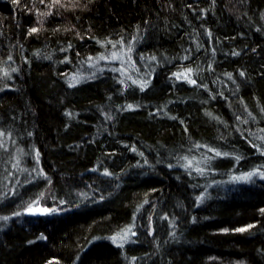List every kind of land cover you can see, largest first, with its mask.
Listing matches in <instances>:
<instances>
[{"label": "trees", "instance_id": "obj_1", "mask_svg": "<svg viewBox=\"0 0 264 264\" xmlns=\"http://www.w3.org/2000/svg\"><path fill=\"white\" fill-rule=\"evenodd\" d=\"M260 140L264 0H0V264H264Z\"/></svg>", "mask_w": 264, "mask_h": 264}, {"label": "rangeland", "instance_id": "obj_2", "mask_svg": "<svg viewBox=\"0 0 264 264\" xmlns=\"http://www.w3.org/2000/svg\"><path fill=\"white\" fill-rule=\"evenodd\" d=\"M127 53L128 52H125V53L121 52L119 55H115L113 58L116 60L119 59L121 61V64H122V62H124L126 59L131 58L130 57L131 55L129 54V57H128ZM119 60H118V62H119ZM128 63H129V61H128ZM128 78H129V76H128ZM131 80L136 82V84L140 83L139 80H135V79H131ZM260 137H261V135H260ZM256 139H258V138H256ZM260 146H262L261 148L264 149V140H260ZM217 153H220V152H217V150L214 151V150H211L208 148H203L201 150H197L196 155H193V156L189 155L186 159V162L189 165V169L191 171L195 172V174H201V175L207 174L208 175L209 174V168L206 167V163H209L210 160H212V159H216V158H219L221 156L224 157L226 155V153H224V154L220 153V155H217ZM229 156L237 157L234 155H229ZM206 171H207V173H205ZM249 173H254V174L251 175L250 177H248ZM227 175H228V177L222 181L223 185L229 184L230 182L249 183L255 179H264V164H263V166H255V167H251V168L248 167L245 170H240V171L234 170V171H231L229 174H225L224 176H227ZM212 176L213 175H211V177ZM224 176H221V177L225 178ZM244 177H247V178H244ZM49 194L50 193L46 191V193L43 194L42 197L38 200L39 201L38 203L31 205V209H36L38 211H40L42 209H48L49 211L45 214H41L42 216L48 215V214L54 213V212L60 213V212L64 211L65 207H59L58 205H57V207L56 206L50 207V206L45 205V202L48 201ZM55 204L56 203H54V205ZM27 210H29V207L27 208ZM51 210H55V211H51ZM26 211H24L23 213L25 214ZM144 219H145V217H144ZM1 222H2V220L0 219V223ZM140 230L144 231L143 224H141ZM125 231H127V238L126 239H120L119 237L123 236ZM121 232L122 233L117 236V239L115 241H117L119 244H126V243L130 242L131 236L134 232L133 228L131 226H129V227H126L125 230L124 231L122 230Z\"/></svg>", "mask_w": 264, "mask_h": 264}, {"label": "snow or ice", "instance_id": "obj_3", "mask_svg": "<svg viewBox=\"0 0 264 264\" xmlns=\"http://www.w3.org/2000/svg\"><path fill=\"white\" fill-rule=\"evenodd\" d=\"M32 32H35L36 31V29H32L31 30ZM241 75H243V73H241ZM193 83H194V81H192ZM143 87V86H142ZM217 155H220V153H217ZM254 173H249L248 174V177H250L251 175H253ZM244 178H247V177H244ZM239 179V178H238ZM29 211H32V209H31V206H29ZM41 211V214H45V213H47L49 210L48 209H42V210H40ZM51 211H55V210H51ZM33 214H35V213H33ZM17 215H19V213H17ZM4 219H7V217H5ZM237 231H241V232H243V231H246V229H238ZM120 239H126L127 238V231H125V233H124V235L123 236H121V237H119ZM113 239V241L115 242V240L117 239V237H113L112 238Z\"/></svg>", "mask_w": 264, "mask_h": 264}, {"label": "water", "instance_id": "obj_4", "mask_svg": "<svg viewBox=\"0 0 264 264\" xmlns=\"http://www.w3.org/2000/svg\"><path fill=\"white\" fill-rule=\"evenodd\" d=\"M33 213H35V214H33ZM26 214L27 215H30V216H40L41 215V212L38 211V210H36V209H32V211L27 210L26 211Z\"/></svg>", "mask_w": 264, "mask_h": 264}]
</instances>
